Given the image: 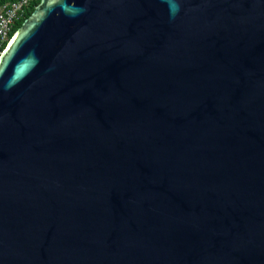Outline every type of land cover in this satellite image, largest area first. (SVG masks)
<instances>
[{"label":"water","instance_id":"water-1","mask_svg":"<svg viewBox=\"0 0 264 264\" xmlns=\"http://www.w3.org/2000/svg\"><path fill=\"white\" fill-rule=\"evenodd\" d=\"M39 0L0 52V264H264V0Z\"/></svg>","mask_w":264,"mask_h":264},{"label":"built area","instance_id":"built-area-1","mask_svg":"<svg viewBox=\"0 0 264 264\" xmlns=\"http://www.w3.org/2000/svg\"><path fill=\"white\" fill-rule=\"evenodd\" d=\"M32 0H19L9 7L0 10V51L2 45L7 41L8 34L14 22L21 18L23 9L28 6Z\"/></svg>","mask_w":264,"mask_h":264},{"label":"trees","instance_id":"trees-1","mask_svg":"<svg viewBox=\"0 0 264 264\" xmlns=\"http://www.w3.org/2000/svg\"><path fill=\"white\" fill-rule=\"evenodd\" d=\"M19 0H0V10L2 8L9 7L10 5L18 2ZM39 0H32L26 8L23 9V13L20 19H18L16 22H14L13 26L11 27L10 33L8 34V39L10 36L20 27L22 22L26 20L30 14L32 13L33 9L37 6ZM7 41L2 45L1 51L3 50L4 46L6 45ZM0 51V52H1Z\"/></svg>","mask_w":264,"mask_h":264},{"label":"clouds","instance_id":"clouds-1","mask_svg":"<svg viewBox=\"0 0 264 264\" xmlns=\"http://www.w3.org/2000/svg\"><path fill=\"white\" fill-rule=\"evenodd\" d=\"M169 6V14L171 18H175L176 14L179 12V3L177 0H165Z\"/></svg>","mask_w":264,"mask_h":264}]
</instances>
